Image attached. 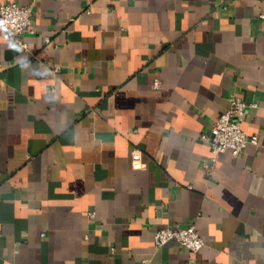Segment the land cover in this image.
<instances>
[{"label":"crops","instance_id":"crops-1","mask_svg":"<svg viewBox=\"0 0 264 264\" xmlns=\"http://www.w3.org/2000/svg\"><path fill=\"white\" fill-rule=\"evenodd\" d=\"M9 1L35 32L0 29V264H264V0ZM233 93L260 142L216 156ZM174 224L204 246H158Z\"/></svg>","mask_w":264,"mask_h":264},{"label":"built area","instance_id":"built-area-1","mask_svg":"<svg viewBox=\"0 0 264 264\" xmlns=\"http://www.w3.org/2000/svg\"><path fill=\"white\" fill-rule=\"evenodd\" d=\"M34 12L33 2L22 5L15 1H9L0 6V29L5 30L20 48L28 49V44L23 35L26 32H35L32 27ZM50 41L51 38L47 37V42ZM154 86L160 88L162 81L156 79ZM249 104L240 94H231L230 106L217 116L212 126L211 138L207 133L202 134V137L211 144L216 156L226 150H232L234 155H240L249 143L258 144L260 142L258 134L249 135L243 127ZM133 162L136 168H141L144 165L141 151L136 150L134 152ZM206 165L208 166V164ZM90 216H95V213L90 212ZM173 239L178 240L192 251L200 250L205 244L203 236L194 224L167 225L160 228L155 236V242L158 246H162Z\"/></svg>","mask_w":264,"mask_h":264}]
</instances>
